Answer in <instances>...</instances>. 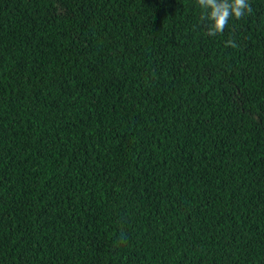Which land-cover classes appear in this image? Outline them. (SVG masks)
Instances as JSON below:
<instances>
[{
    "label": "trees",
    "instance_id": "obj_1",
    "mask_svg": "<svg viewBox=\"0 0 264 264\" xmlns=\"http://www.w3.org/2000/svg\"><path fill=\"white\" fill-rule=\"evenodd\" d=\"M249 4L208 36L195 0H0V264H264Z\"/></svg>",
    "mask_w": 264,
    "mask_h": 264
},
{
    "label": "clouds",
    "instance_id": "obj_2",
    "mask_svg": "<svg viewBox=\"0 0 264 264\" xmlns=\"http://www.w3.org/2000/svg\"><path fill=\"white\" fill-rule=\"evenodd\" d=\"M201 10L199 21L206 27V35L223 34L229 20H240L253 12L249 0H195ZM225 46L237 47L234 40L225 42ZM123 242V238H122Z\"/></svg>",
    "mask_w": 264,
    "mask_h": 264
}]
</instances>
